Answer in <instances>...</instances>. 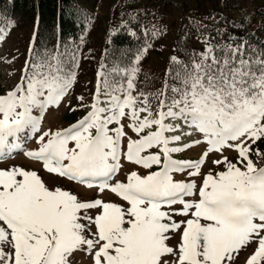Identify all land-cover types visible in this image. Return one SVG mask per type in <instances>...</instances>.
<instances>
[{
  "label": "snow or ice",
  "instance_id": "obj_1",
  "mask_svg": "<svg viewBox=\"0 0 264 264\" xmlns=\"http://www.w3.org/2000/svg\"><path fill=\"white\" fill-rule=\"evenodd\" d=\"M204 43L188 62L171 58L176 83L156 94L155 111L147 95H133L138 67L125 70L126 87L98 73L93 102L81 104L86 115L56 131L42 130V120L68 95L74 74L45 61L22 77L26 83L0 94V159L36 137L38 148L24 155L44 171L126 202L81 200L49 188L35 170L0 169V264H71L77 252L92 264H236L252 245L245 264H264V167L251 158L253 151L262 156L253 145L264 140V50L245 41ZM124 119L138 136L128 139L124 159L158 169L112 182L121 169ZM201 144L199 159L173 158ZM225 150L237 153L236 162ZM213 153L219 170L205 174ZM174 173L202 181H177Z\"/></svg>",
  "mask_w": 264,
  "mask_h": 264
},
{
  "label": "trees",
  "instance_id": "obj_2",
  "mask_svg": "<svg viewBox=\"0 0 264 264\" xmlns=\"http://www.w3.org/2000/svg\"><path fill=\"white\" fill-rule=\"evenodd\" d=\"M100 1L0 0V24L8 25L12 36L20 33L12 55L20 65L26 62L24 78L33 74L34 65L45 61L65 73H75L73 96L76 101L69 104L64 113L63 126L72 124L82 114L84 107L81 104L87 101L95 76H98V82L102 79L98 73L102 72L109 81L115 79L126 85V76L117 70L138 67L145 76V83L135 81L133 95L143 93L154 101L159 100L156 94L166 83H176L170 75V69L175 67L171 59L164 71L155 70L151 61L152 55L161 51L166 27L156 34L152 25L143 20L127 19L115 32H106L96 14ZM250 1L223 0L225 12L246 6L243 13L234 17L212 12L205 17L204 24L199 19L183 17L172 43L174 56L188 62L198 53L192 48L193 40H200L205 34L216 44L245 41L258 51L264 50V13L260 9L254 10L261 22L255 28L250 27ZM138 56L141 59L137 64ZM78 97H83V101ZM257 143L259 149L264 150V140Z\"/></svg>",
  "mask_w": 264,
  "mask_h": 264
},
{
  "label": "rangeland",
  "instance_id": "obj_3",
  "mask_svg": "<svg viewBox=\"0 0 264 264\" xmlns=\"http://www.w3.org/2000/svg\"><path fill=\"white\" fill-rule=\"evenodd\" d=\"M223 0H101L98 5L97 15L100 20L104 23L106 32H115L122 21L124 20H143L146 24L152 25V30L154 33L158 34L160 30L166 27L167 35L165 36L162 44L161 51L159 54H154L151 57V61L154 64L155 70L164 71L170 61V59L174 56L172 43L174 42L178 30V26L180 20L183 17H193L195 19L201 20V23H206L204 21L205 17L212 12H217L220 14L227 13L228 16L234 17L236 14L243 13L246 9L244 5H240L239 12L237 11H228L225 12L222 7ZM260 9L264 13V0H251L250 7L248 9L250 27L255 28L261 22V17L255 16L254 10ZM149 14V15H147ZM20 33L16 34V37ZM13 35H8V31L6 28L0 24V89L2 91H7L14 83L20 73V64L12 55L13 48L17 46V39ZM205 40H210V36L205 34L200 40H193L192 48L198 53L205 50ZM141 83H144L145 76L144 74L137 72L136 78ZM97 86L94 83V93L91 96L90 100L87 102V105H90L93 102V97L96 92ZM103 92V90H101ZM0 94H3L0 91ZM120 94V93H117ZM121 95V94H120ZM105 97L101 95V100H104ZM153 110L158 109V104L154 102L152 98H148ZM76 101L74 96L71 97V93L69 96L61 102L59 107H51L48 109L42 120L41 128L42 130L51 129L55 131L60 127V119L62 115L67 109L68 104ZM103 106V105H102ZM141 105L137 103L136 107L139 108ZM85 115L89 108H85ZM37 113L35 112V115ZM142 116L145 114H141ZM124 124L125 131L127 136L121 141V169L117 173L115 179L120 181H126V177L130 174L131 171H137L139 174L143 175L149 171H154L158 169V166H153V169H142L140 166L135 165L133 163L128 162L123 157V153L126 151V145L128 139H134L136 134L131 130V128L127 127L128 124L131 123L130 119H124L121 121ZM118 126V125H117ZM148 131V130H146ZM179 134V133H176ZM39 135V134H37ZM170 135V134H166ZM25 139H22L20 142H24ZM21 147L24 148V152L35 150L38 148V144L36 141V137L28 138L25 140V144L21 143ZM258 148V144L253 146V150ZM205 149V145L201 144L195 146L192 149L186 150L181 153H185L188 158L194 159L193 161L199 159L203 150ZM259 149V148H258ZM260 150V149H259ZM155 151V150H153ZM24 152H20V154L13 153L11 158L0 160V169H8L11 167H22L26 170H35L44 180L46 185L49 188L61 187L64 190H69L73 194H76L81 200H91L93 198H101L105 202H115L119 204H125L119 199V197L115 196V194L105 191L104 193H99L96 189H86L75 185L69 181H66L62 177H57L53 174H49L43 170L42 164L34 161H30L24 155ZM262 156L255 155V151H253L251 158L254 163H256L257 167H262L264 165V152L261 151ZM181 153H174L173 157L178 156ZM223 155L227 156L231 161L236 162L237 153L232 150H225ZM218 158V154H210L206 164L202 167L201 171L203 173H208L210 170H219L218 167L212 165V160ZM174 179L177 181H185L195 180L197 185H199L202 181V177H188L185 173H174ZM198 197H187L185 199L191 200ZM174 207L179 208L180 205H175ZM174 219L177 221L186 219L185 217L175 216ZM94 230V229H93ZM180 239L179 234L173 236V238L169 241L170 246L175 247ZM255 245L249 247L246 251L242 250L239 253V256L236 260V264H245L246 258L253 251ZM7 250V248L5 249ZM71 264H92V259L86 253L77 252L74 254L72 258Z\"/></svg>",
  "mask_w": 264,
  "mask_h": 264
}]
</instances>
